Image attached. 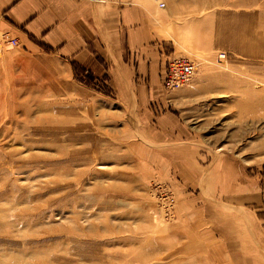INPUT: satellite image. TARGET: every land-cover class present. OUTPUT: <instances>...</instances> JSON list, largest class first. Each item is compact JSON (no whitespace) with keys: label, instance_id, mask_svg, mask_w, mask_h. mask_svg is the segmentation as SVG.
Here are the masks:
<instances>
[{"label":"rangeland","instance_id":"1","mask_svg":"<svg viewBox=\"0 0 264 264\" xmlns=\"http://www.w3.org/2000/svg\"><path fill=\"white\" fill-rule=\"evenodd\" d=\"M155 1L165 10L167 65L175 57L199 63L182 88L195 86L197 75L200 87L223 88L222 96L198 102L207 126L200 119L193 126L209 140L217 133L215 152L244 170L224 175L221 187V202L236 206L206 214V229L217 215L221 228L214 254H188L189 238H172L179 191L171 183H152L150 206L140 213L127 144L86 128L84 113L47 90L23 96L17 111L0 104V264H264V0H178L173 13L171 0ZM90 79L108 95L103 81ZM185 108L182 100L165 111L182 123ZM165 189L176 201L172 216L163 214ZM244 193L254 203L240 206L236 196Z\"/></svg>","mask_w":264,"mask_h":264},{"label":"crops","instance_id":"2","mask_svg":"<svg viewBox=\"0 0 264 264\" xmlns=\"http://www.w3.org/2000/svg\"><path fill=\"white\" fill-rule=\"evenodd\" d=\"M177 7L178 0H171L169 13ZM164 12L155 0H0V30L19 42L0 62V104L17 111L23 96L54 90L59 105L84 113L86 128L98 129L105 138L117 135L127 144L132 180L142 199L140 213L150 206L152 183H171L179 191V230L172 238L187 236L188 254L201 256L204 248L214 254L215 233L221 228L217 215L213 227L206 229V214L236 206L221 202V187L225 176L240 177L244 170L237 160L215 152L222 145L217 133L209 140L203 127L192 124L207 118L200 114L205 110L199 103L222 96L223 88L200 87L204 78L199 75L197 87L164 88L171 55L161 30ZM89 78L103 81L108 95L88 84ZM182 100L186 108L181 123L165 110ZM248 193L236 196L240 206L254 203L256 198ZM186 222L191 224L184 231Z\"/></svg>","mask_w":264,"mask_h":264},{"label":"built area","instance_id":"3","mask_svg":"<svg viewBox=\"0 0 264 264\" xmlns=\"http://www.w3.org/2000/svg\"><path fill=\"white\" fill-rule=\"evenodd\" d=\"M161 7H164L162 4ZM5 46L12 48L18 47L19 42L17 39L11 37L7 32L0 30V53L4 50ZM224 56L221 55L220 59ZM199 63L195 60H191L188 57H175L169 61L166 66V71L163 75L162 82L164 88L168 91L180 89L188 85L198 72ZM163 186H158V192H162ZM163 199V214L171 215L176 205L175 198L169 195V191L165 189L164 193H159Z\"/></svg>","mask_w":264,"mask_h":264},{"label":"bare ground","instance_id":"4","mask_svg":"<svg viewBox=\"0 0 264 264\" xmlns=\"http://www.w3.org/2000/svg\"><path fill=\"white\" fill-rule=\"evenodd\" d=\"M226 58V57H225ZM170 192V191H169ZM168 219V218H167ZM168 221V220H167ZM166 225V224H165Z\"/></svg>","mask_w":264,"mask_h":264}]
</instances>
